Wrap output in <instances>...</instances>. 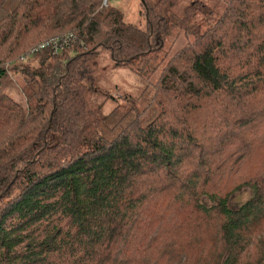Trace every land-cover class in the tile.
I'll return each mask as SVG.
<instances>
[{
  "label": "trees",
  "instance_id": "trees-1",
  "mask_svg": "<svg viewBox=\"0 0 264 264\" xmlns=\"http://www.w3.org/2000/svg\"><path fill=\"white\" fill-rule=\"evenodd\" d=\"M141 1L0 0V264H264V0Z\"/></svg>",
  "mask_w": 264,
  "mask_h": 264
},
{
  "label": "rangeland",
  "instance_id": "rangeland-1",
  "mask_svg": "<svg viewBox=\"0 0 264 264\" xmlns=\"http://www.w3.org/2000/svg\"><path fill=\"white\" fill-rule=\"evenodd\" d=\"M191 0H178V10H181L184 6L190 3ZM210 4L220 5L222 0H203ZM114 5L118 7L124 14L125 20L129 23H139L143 24L145 21L142 16L143 7L141 0H103V5L108 4ZM171 41V40H170ZM173 45L175 44L174 40L171 42ZM34 48V47H32ZM31 48L30 51L33 49ZM29 51L24 54L26 56L25 60L26 64L36 66L37 62L33 61L31 58L27 57ZM103 53V52H102ZM104 57L100 58V69L99 74L101 75L100 87L102 88V93L96 99L99 102H105L106 105L103 107L104 110L108 111L110 109L119 108L118 111L125 112L128 110L131 102H127L123 99L122 94L125 92H130L131 94H137L140 90H142L147 84H149V79L147 78L150 72L144 73L143 75H137L132 73L131 71L120 68L113 67V64L110 60V56L108 53H103ZM14 71V70H13ZM15 72V71H14ZM12 72L10 74V79L4 85V89L10 93L14 98L18 100L25 99V94L28 92L27 89L23 88V79ZM17 73V72H15ZM150 81L153 82L155 79L152 75H150ZM23 90V92H22ZM113 96V97H112ZM146 103V102H145ZM144 103V104H145ZM108 109V110H107ZM250 195H252L251 188H243L241 191L237 192L233 195L231 199L232 206H238L244 201H246Z\"/></svg>",
  "mask_w": 264,
  "mask_h": 264
}]
</instances>
